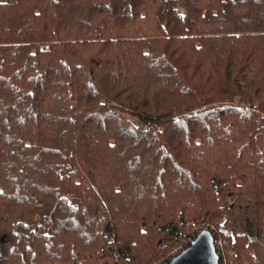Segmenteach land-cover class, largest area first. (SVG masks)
Segmentation results:
<instances>
[{"label": "trees", "instance_id": "trees-1", "mask_svg": "<svg viewBox=\"0 0 264 264\" xmlns=\"http://www.w3.org/2000/svg\"><path fill=\"white\" fill-rule=\"evenodd\" d=\"M192 224L264 264V0H0V264H166Z\"/></svg>", "mask_w": 264, "mask_h": 264}, {"label": "water", "instance_id": "water-1", "mask_svg": "<svg viewBox=\"0 0 264 264\" xmlns=\"http://www.w3.org/2000/svg\"><path fill=\"white\" fill-rule=\"evenodd\" d=\"M166 264H219L210 230H202L181 252Z\"/></svg>", "mask_w": 264, "mask_h": 264}, {"label": "rangeland", "instance_id": "rangeland-1", "mask_svg": "<svg viewBox=\"0 0 264 264\" xmlns=\"http://www.w3.org/2000/svg\"><path fill=\"white\" fill-rule=\"evenodd\" d=\"M125 116L129 120H131L132 122H134V123L138 122V120L135 119L132 115L126 114ZM225 203H226V205L228 207H230L231 205L235 204V206H234V212H236L234 216H230L229 214L224 213V218H225V220L228 221V223H227V229L229 230L231 227H234L235 225H237L238 229L241 230L240 223L243 220H245L246 217L252 218V214L250 212V209H251V207H250V205H251L250 201L249 200H242V201H239V202H234V201H232V200H230L228 198V199L225 200ZM245 208H248V209H245ZM204 226H207V225L204 224ZM188 245H189V242H188ZM186 247H183V248L185 249ZM182 250L183 249L180 248L177 253H173V254L171 253L172 258L176 254H178L179 252H181Z\"/></svg>", "mask_w": 264, "mask_h": 264}, {"label": "built area", "instance_id": "built-area-1", "mask_svg": "<svg viewBox=\"0 0 264 264\" xmlns=\"http://www.w3.org/2000/svg\"><path fill=\"white\" fill-rule=\"evenodd\" d=\"M48 47L47 46H44L43 47V49H47ZM192 228H193V230L195 231V233H196V235L199 233V232H201L202 230H208V226H204V225H202V226H197V225H195V224H192ZM195 238V237H194ZM192 241V239H190V242ZM213 244H214V247H215V249H216V252H217V249L219 250V251H223V245H224V243L220 240V239H217V240H214L213 239ZM221 264H229V263H227L226 262V260L224 259V257H222V262H221Z\"/></svg>", "mask_w": 264, "mask_h": 264}]
</instances>
